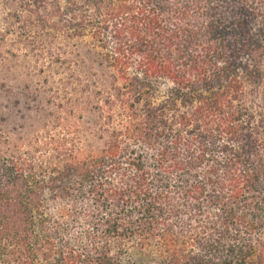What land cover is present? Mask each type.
I'll return each mask as SVG.
<instances>
[{"label":"trees","instance_id":"1","mask_svg":"<svg viewBox=\"0 0 264 264\" xmlns=\"http://www.w3.org/2000/svg\"><path fill=\"white\" fill-rule=\"evenodd\" d=\"M32 6L109 134L49 175L0 154V264H264V0Z\"/></svg>","mask_w":264,"mask_h":264},{"label":"rangeland","instance_id":"2","mask_svg":"<svg viewBox=\"0 0 264 264\" xmlns=\"http://www.w3.org/2000/svg\"><path fill=\"white\" fill-rule=\"evenodd\" d=\"M32 2L0 0V154L49 175L68 150L97 148L94 138L109 133L83 101L82 43L26 12ZM87 61V72H97Z\"/></svg>","mask_w":264,"mask_h":264}]
</instances>
